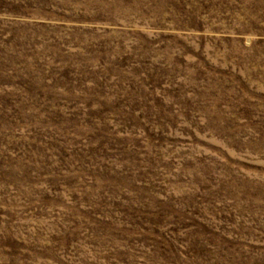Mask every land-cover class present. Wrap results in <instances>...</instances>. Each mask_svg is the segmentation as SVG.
Wrapping results in <instances>:
<instances>
[{
  "label": "rangeland",
  "instance_id": "obj_1",
  "mask_svg": "<svg viewBox=\"0 0 264 264\" xmlns=\"http://www.w3.org/2000/svg\"><path fill=\"white\" fill-rule=\"evenodd\" d=\"M0 264H264V0H0Z\"/></svg>",
  "mask_w": 264,
  "mask_h": 264
}]
</instances>
